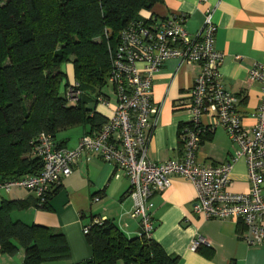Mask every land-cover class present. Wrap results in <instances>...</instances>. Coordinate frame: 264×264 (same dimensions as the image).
Instances as JSON below:
<instances>
[{
    "label": "crops",
    "instance_id": "1",
    "mask_svg": "<svg viewBox=\"0 0 264 264\" xmlns=\"http://www.w3.org/2000/svg\"><path fill=\"white\" fill-rule=\"evenodd\" d=\"M207 9L214 11L215 49L225 55L220 67L221 82L237 98L242 124L253 128L262 92L261 85L251 82L249 77L256 63H264V0H208L202 4L199 0H161L143 15L158 18L186 15L188 31L196 34L203 25ZM200 72L198 65L186 66L170 60L156 75L152 101L160 105L161 114L148 146L151 162L160 164L181 157V128L191 121L190 93ZM94 98L96 95H90L89 103L94 101L96 112L107 120L112 117L115 103L106 107ZM203 123L208 130L200 143L198 164H223L232 159L238 147L231 142L226 130L223 127L211 129L210 126L215 125L211 116H205ZM91 132L90 126L81 125L58 133L54 140L59 147L73 150L81 138ZM60 185L61 189L50 201L49 210L39 206L32 191L12 189L0 197V204L15 200L28 204L25 210L11 213L13 222L45 226L66 238L70 260L44 264H77L91 259L94 252L84 227L95 218L113 222L129 239L142 235L139 222L131 217L130 181L114 165L96 155L84 154L74 166L72 175L64 178ZM262 189L264 194V176ZM230 190L241 194L251 191L245 158L233 168ZM196 199L195 186L180 176L171 177L169 189L154 193L151 199L155 221L152 239L168 255L178 257L180 264H264V246L247 244L243 239L247 228L241 220L205 219L194 210ZM198 238L205 239L206 243L192 251V242ZM24 258L25 251L21 247L15 256L2 253L0 248V264H23Z\"/></svg>",
    "mask_w": 264,
    "mask_h": 264
},
{
    "label": "built area",
    "instance_id": "2",
    "mask_svg": "<svg viewBox=\"0 0 264 264\" xmlns=\"http://www.w3.org/2000/svg\"><path fill=\"white\" fill-rule=\"evenodd\" d=\"M213 12L212 9L204 12L203 25L196 34L188 31L183 14L165 18L142 15L130 23L111 52L108 84L115 97L113 116L101 129L84 135L73 150L61 148L51 135L41 134L34 149V155L42 162L41 172L12 180L0 179V197L12 189L28 190L43 204L61 181L72 175L84 154L96 155L129 179L131 217L139 222L146 239H152L155 229L151 201L154 193L169 189L171 177L180 176L197 190L194 210L198 215L205 219L241 220L247 228L243 238L247 244L264 246V63H256L250 70L249 79L261 85L262 97L256 125L246 128L237 110V98L221 82L220 67L225 55L214 46L217 26ZM170 60L186 66L198 65L201 72L190 93L191 121L180 134L182 155L177 160L156 164L148 158V146L161 107L153 103L152 90L156 75ZM83 94L77 82L66 90L71 104L78 103ZM96 101L106 107L111 105L108 96L99 95ZM205 116L215 120L211 129L223 127L238 147L232 159L223 164H198L200 143L208 130L203 123ZM242 158L247 161L251 191L241 194L232 192L230 185L233 168ZM104 221L95 218L84 227V234ZM202 243H206L203 238L194 240L191 250L196 251Z\"/></svg>",
    "mask_w": 264,
    "mask_h": 264
},
{
    "label": "trees",
    "instance_id": "3",
    "mask_svg": "<svg viewBox=\"0 0 264 264\" xmlns=\"http://www.w3.org/2000/svg\"><path fill=\"white\" fill-rule=\"evenodd\" d=\"M160 1L0 0L1 180L41 172V159L34 155L41 134L55 138L73 127L90 126L95 131L107 123L95 109L87 108L90 95L108 84L111 52L122 31ZM64 65L72 66L73 81ZM73 82L84 93L76 104L66 96ZM60 189L58 185L39 206L49 210ZM27 207L17 200L0 204L1 252L15 256L23 248V264L70 260L63 234L11 220L12 212ZM86 237L93 257L77 264H180L153 239L142 235L129 239L111 221L93 226Z\"/></svg>",
    "mask_w": 264,
    "mask_h": 264
},
{
    "label": "rangeland",
    "instance_id": "4",
    "mask_svg": "<svg viewBox=\"0 0 264 264\" xmlns=\"http://www.w3.org/2000/svg\"><path fill=\"white\" fill-rule=\"evenodd\" d=\"M63 70L67 72L68 78L73 81L71 66L70 65H64L63 66ZM62 91H63V89H62ZM94 95H96V96L97 95L108 96V97H110V102L111 103H115V97H114V94H113V89H112V86L110 84H107L102 89H96L94 91ZM94 106H95L94 101H91L90 103H88L87 108H89V109L93 108L94 109ZM105 109H107V108H105Z\"/></svg>",
    "mask_w": 264,
    "mask_h": 264
}]
</instances>
